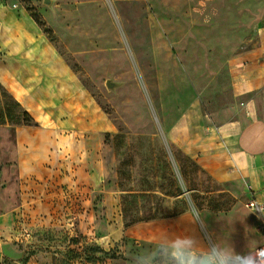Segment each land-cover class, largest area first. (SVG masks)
I'll list each match as a JSON object with an SVG mask.
<instances>
[{"label": "rangeland", "instance_id": "rangeland-1", "mask_svg": "<svg viewBox=\"0 0 264 264\" xmlns=\"http://www.w3.org/2000/svg\"><path fill=\"white\" fill-rule=\"evenodd\" d=\"M0 2L34 17L115 126L86 165L24 176L16 129L25 109L0 84V264H177L137 227L183 214L207 229L200 252L210 240L233 249L248 237L244 223L257 218L248 198L214 181L164 117L187 88L208 99L226 84L232 53L217 42L242 29L243 16H264V0ZM263 245L229 264H262Z\"/></svg>", "mask_w": 264, "mask_h": 264}, {"label": "crops", "instance_id": "crops-1", "mask_svg": "<svg viewBox=\"0 0 264 264\" xmlns=\"http://www.w3.org/2000/svg\"><path fill=\"white\" fill-rule=\"evenodd\" d=\"M217 44L232 53L225 62L230 70L225 86L218 83L208 99L187 88L183 106L177 114L170 110L164 123L214 181L240 190L248 201L264 202V16H243L242 29ZM0 84L39 124L16 129L24 176L52 178L58 166H84L92 148L115 131L112 119L34 17L2 2ZM253 213L255 222L244 223L248 237L233 244L235 255L253 253L264 242V214ZM258 225L260 234L253 231ZM143 229L152 244L170 249H182L192 237L199 246L205 241L191 214L137 227Z\"/></svg>", "mask_w": 264, "mask_h": 264}, {"label": "clouds", "instance_id": "clouds-1", "mask_svg": "<svg viewBox=\"0 0 264 264\" xmlns=\"http://www.w3.org/2000/svg\"><path fill=\"white\" fill-rule=\"evenodd\" d=\"M204 239L208 240L206 227L201 228ZM163 245L160 246L163 249ZM199 240L195 237L189 238L182 249H169V254L177 261V264H229L230 258L235 255L234 250L228 244H219L215 240H210L208 250L198 251ZM160 249H158L159 251ZM140 264H145L141 260Z\"/></svg>", "mask_w": 264, "mask_h": 264}, {"label": "built area", "instance_id": "built-area-1", "mask_svg": "<svg viewBox=\"0 0 264 264\" xmlns=\"http://www.w3.org/2000/svg\"><path fill=\"white\" fill-rule=\"evenodd\" d=\"M246 206L257 214H264V202L257 199H251L246 203ZM258 260L264 264V245L256 250Z\"/></svg>", "mask_w": 264, "mask_h": 264}, {"label": "trees", "instance_id": "trees-1", "mask_svg": "<svg viewBox=\"0 0 264 264\" xmlns=\"http://www.w3.org/2000/svg\"><path fill=\"white\" fill-rule=\"evenodd\" d=\"M16 100V99H15ZM17 101V100H16ZM18 102V101H17ZM19 103V102H18ZM20 104V103H19ZM21 105V104H20ZM24 116L26 117L24 119V124L26 125H33L35 124V120L32 118V116L25 110L24 111Z\"/></svg>", "mask_w": 264, "mask_h": 264}]
</instances>
